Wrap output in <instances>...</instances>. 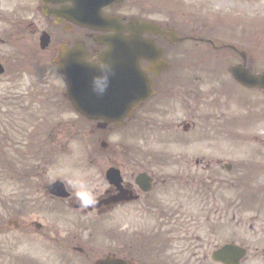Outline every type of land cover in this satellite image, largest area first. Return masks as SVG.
<instances>
[{"label": "flooded vegetation", "instance_id": "af4514ba", "mask_svg": "<svg viewBox=\"0 0 264 264\" xmlns=\"http://www.w3.org/2000/svg\"><path fill=\"white\" fill-rule=\"evenodd\" d=\"M216 8L213 1L124 0L103 9L121 21L119 29L89 30L75 23L72 1L0 0V83L5 85L0 89V177L3 184L26 183L19 178L34 170L31 164L25 172L26 138L27 149L35 148L38 181L33 201L14 191L6 199L0 196L5 207L0 260L9 259L3 239L10 242L12 234L27 232L69 264L76 257L96 264L109 254L131 264H182L186 255L200 262L209 255L210 250L203 253L207 243L219 247L221 220L231 217L224 225L230 229L234 214L247 212L258 218L246 225L253 238L242 242L248 248L243 261L264 258V221H258L264 214V92L230 72L231 67L264 71V46L229 41L213 30ZM115 34L137 36L134 43L155 48L154 55H130L146 72L148 95L140 100L137 92L122 95L117 115L125 116L123 127L77 111L64 93L66 85L58 86L56 63L60 46L70 50L80 42L86 62L97 64L107 48L98 38ZM42 36L48 38L45 48ZM29 115L36 119L32 124L23 119L27 128L20 141V116ZM157 127L177 140H146ZM127 128L130 141L115 138ZM75 149L82 151L81 177L56 175L58 157ZM112 169L119 171L118 183L108 179ZM141 173L145 180H138ZM56 180L64 182L68 196L49 193ZM29 209L47 222H26ZM74 217L77 226L89 223L87 239L84 231L74 233ZM201 224L207 235L200 234ZM98 236L106 243H98ZM40 258L18 261L40 264Z\"/></svg>", "mask_w": 264, "mask_h": 264}, {"label": "rangeland", "instance_id": "374dc122", "mask_svg": "<svg viewBox=\"0 0 264 264\" xmlns=\"http://www.w3.org/2000/svg\"><path fill=\"white\" fill-rule=\"evenodd\" d=\"M170 1H213L217 3V16H219L222 19L218 20L217 23H215L213 30L219 31V32H224L222 35H226L225 39L229 41H242L245 40L247 42V46L253 47L254 45L258 46H264V0H170ZM247 18V19H246ZM226 19V20H223ZM246 19V20H245ZM241 33V35L239 34ZM2 48L4 46H0V51L2 52ZM9 51V50H8ZM62 79L60 77L58 78V84L60 87L63 84ZM5 85L3 83H0V89H4ZM31 110L36 109L34 105L31 106ZM7 110H4L3 113H7ZM10 113V112H8ZM21 118V125H23V119L27 120L29 123H33L36 117L34 116H20ZM7 122V120H5ZM26 126L23 125V128L21 130V133L13 136H17L18 140L22 141L23 137L25 136L24 131H26ZM33 131V129L30 130V132ZM141 135V134H139ZM124 136L129 135V129L127 128L126 131H123L121 135H115V138L123 139ZM142 136V135H141ZM176 134L172 132H166L163 128L157 127L154 128L152 131L149 132L147 139L152 142H165V141H173L177 140ZM27 139H24L23 145H26V147H22V150L25 151V159H27V165L29 167H34V164L32 162L36 163L35 159V148L31 147L27 149V142H25ZM139 140H141L139 138ZM145 140V138H144ZM75 154L74 157H71L69 154H62L58 158L60 159L59 163L56 166L55 169V174L60 176L64 175V172H67L71 176H76L78 178L81 177L82 173V167L79 165V150H74ZM77 155V156H76ZM1 159V156H0ZM81 163V162H80ZM32 164V165H31ZM82 164V163H81ZM31 165V166H30ZM32 182V187L31 184H29L30 188H24L27 183L24 184L23 186L18 185L16 182H10L3 184L1 181L0 177V196L5 197H10L12 193L11 191H14V194L17 195V197H25L27 200H35L37 198L36 190L35 189V184L38 181L36 178H30ZM34 191V192H33ZM33 192V193H32ZM27 194H30L27 196ZM26 195V196H25ZM34 204L32 203L31 206ZM9 206V204L7 205ZM0 211L1 214L2 212L5 213V207L4 203H0ZM220 216L218 215V221H220ZM257 214L253 212H247V213H240L235 216V220H232L230 224V229L227 228L226 222L230 220L229 218L227 219H222L221 223L222 225L220 228H218V232L220 233L218 236V240L226 238V234L232 235L234 238H237L239 240L243 239L246 241H249L248 238L252 237L250 235V232L243 227L244 225L238 224L240 221H245V222H252L257 220ZM27 221L30 222L31 220H41L42 222H47L45 219L44 215H40L34 211V209H29L28 213L26 214ZM75 220V217L73 218V221ZM259 222L264 221V214H261V217L258 219ZM202 223L204 224L203 220ZM201 224V231L200 234L202 236L207 235L209 232V229L207 226ZM47 225H50V221H48ZM85 226V225H83ZM32 227V226H31ZM84 228V227H83ZM72 229L74 233H78L80 231V228L78 226L74 225L72 226ZM34 231V230H33ZM26 232V235H24L22 232H16L15 234H12L10 237V242L7 240L3 239L5 244L8 246V254H9V259L5 258L3 260H0V264H20L18 261V258L20 256L22 257H31V259H34L36 255L40 254L41 255V261L40 264H69L66 262H61V260L57 257V254L54 253L51 255V251L49 247L45 244H42L41 247L37 245L36 243V235L33 233L28 234ZM83 239L88 238V233L83 234ZM217 240V241H218ZM202 241H208L205 240V238L202 239ZM242 241V240H241ZM100 242H105L102 240V236H98V243ZM106 243V242H105ZM213 247L212 244L207 243L203 247V253L206 251L211 250ZM76 257V256H75ZM71 264H87V262L82 261L81 258H75ZM165 260V259H164ZM169 262L174 263V258H169ZM165 263V262H164ZM27 264H34L32 261H29ZM166 264V263H165ZM182 264H212L210 259H207L206 261L203 259V256H201V261L198 262L196 261L193 257H190L189 255H186L184 258V261ZM245 264H264V258H256L254 260L247 261Z\"/></svg>", "mask_w": 264, "mask_h": 264}, {"label": "water", "instance_id": "95a60500", "mask_svg": "<svg viewBox=\"0 0 264 264\" xmlns=\"http://www.w3.org/2000/svg\"><path fill=\"white\" fill-rule=\"evenodd\" d=\"M74 1H78V2L81 3V1H87V0H74ZM101 1H116V0H101ZM98 14H99V13H98ZM99 15H100V14H99ZM99 15L94 14L93 17L90 18V21H91V22H90L89 24H91V25H89L88 23H86V24L89 25V26H91V28H96L95 26H96L97 24H100V23L103 22L102 17L99 16ZM76 65H78L77 62H74V63L72 64V66H73V70L75 69ZM65 67H66V66H64L63 69H65ZM238 76H239V75H238ZM239 78L242 79V81H243V80H245V81H247V82H251V81H252V79H248V78L243 79L242 76H239ZM256 84H257V85H258V84L261 85V83L259 82V80H257V83H256ZM226 248H227V249H226ZM226 248H225V253H226V251H227V252H230V254L234 255V257H233V258L235 259L234 264H239V259L242 257V255L245 254V251L242 250V249H240V248H238V247H236V246H234V245H228ZM239 249H240V250H239ZM238 251H240V252H238ZM242 251H243V252H242ZM222 259L225 261V260H226V256L222 257ZM110 262H112V264H118L117 262H114V260H111V259H110Z\"/></svg>", "mask_w": 264, "mask_h": 264}]
</instances>
